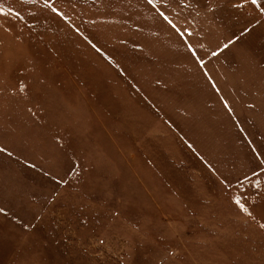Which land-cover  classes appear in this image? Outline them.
I'll return each mask as SVG.
<instances>
[{"label":"rangeland","instance_id":"1","mask_svg":"<svg viewBox=\"0 0 264 264\" xmlns=\"http://www.w3.org/2000/svg\"><path fill=\"white\" fill-rule=\"evenodd\" d=\"M262 6L0 0V264H264Z\"/></svg>","mask_w":264,"mask_h":264},{"label":"snow or ice","instance_id":"2","mask_svg":"<svg viewBox=\"0 0 264 264\" xmlns=\"http://www.w3.org/2000/svg\"><path fill=\"white\" fill-rule=\"evenodd\" d=\"M251 3L255 5V4L257 3V0H251ZM148 4L152 5V4H153V0H148ZM46 6H50V5H47V4H46ZM262 7H264V6H262ZM52 10H53L54 12L57 11L55 8H53ZM57 14H59V13H57ZM161 15L163 16V13H161ZM163 18H164L166 21L168 20V17H167V16H163ZM168 22H169L170 24L172 23L171 21H168ZM172 26L175 27V25H172ZM225 47H227V45H225ZM213 55H215V53H213ZM0 150H2V149H0ZM257 167H259V164L257 165ZM254 174H255V172H254ZM246 178H247V177H246ZM237 204L240 205V207H241L242 210H244L243 205L240 204L239 201H237ZM2 211H3V209H0V212H2Z\"/></svg>","mask_w":264,"mask_h":264}]
</instances>
